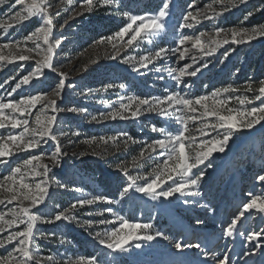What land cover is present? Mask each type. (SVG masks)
<instances>
[{"label":"rangeland","instance_id":"rangeland-1","mask_svg":"<svg viewBox=\"0 0 264 264\" xmlns=\"http://www.w3.org/2000/svg\"><path fill=\"white\" fill-rule=\"evenodd\" d=\"M13 3L16 0L0 5V23L5 27L12 16L23 10L22 6L11 7ZM84 3L86 0H47L48 18L52 21L48 45L42 38L25 43L44 26L43 17H34L7 32L0 28V45L13 44L32 50L21 53L12 49L16 63L0 62V104H19L36 96L52 99L61 79L56 73L66 77L55 111L45 101L37 104L30 115L15 114V118L26 120L30 129L36 128L37 116L42 119L54 116L51 134L55 142L40 140L37 134L28 139L38 141V147L31 151L15 150V155L0 157V184L15 169L21 168L16 179L33 187L42 184L48 188L44 203L38 208H31L27 201L5 202L0 204V215L10 211L19 214L21 207H27L31 208V215L42 220H54L61 214L71 216V222L63 220L35 226L30 246L34 260L28 264H36V260L40 264H74L81 259L97 264H224L225 260L227 264H264V213L254 210L243 213L253 198L264 199V181L260 179L264 176V122L251 130L232 133L223 152H213L193 169L192 176H177L157 189L155 195L141 194L136 188L145 187L157 173H162L165 163L174 167L176 161L169 159L174 154L168 149H157L138 165L133 163L149 145L184 131L178 117L188 122L184 146L191 164L201 151L199 144L223 139L230 131L205 129L210 132L207 136L197 131L208 123H218L212 115L214 102H229L227 107L233 109V114L264 107L262 101L239 103L241 99L255 100L264 82V37L248 44L226 43L208 55L213 40L230 39L233 30L251 31L264 26V0H248L230 11L226 10L227 0H107L108 6L97 5L92 12L84 11L81 7ZM164 3L169 7L161 21L163 31L155 37L145 38L131 47L126 45L127 36L116 47L98 43L125 28L131 22L129 17L157 16ZM219 12L224 14L215 16ZM189 13L199 14L201 22L185 21ZM209 15L214 18L208 19ZM185 23L191 26L182 27ZM217 32L221 35L216 36ZM197 38L204 44L203 51L193 48ZM181 40L188 43L181 47ZM49 46H53L54 70L42 69L39 79L14 91L20 80L40 66L38 61ZM164 50L167 51L161 59L147 68L140 66L143 57H153ZM8 51L4 49V54ZM181 53L187 58L181 59ZM21 54L29 59L20 61ZM185 68L188 73L177 82L179 72ZM196 69H199L196 75H190ZM249 87L251 92L247 90ZM229 88L237 91L224 92ZM221 92L224 94L204 102L209 109L207 119L200 115L204 108L199 105L192 113L180 106L172 108L169 118L148 113L146 108L135 120L105 118L111 111L119 110L121 104H127L129 98L160 100L179 95L195 101ZM221 114L228 113L223 110ZM4 115L12 118L14 114L5 110ZM153 128L162 132H153ZM24 131L0 129V140ZM115 137H120L115 144L102 142ZM126 140L134 143L126 144ZM57 149L60 155L55 163L50 157ZM36 157L43 159L36 162ZM28 160L34 164L24 168ZM193 177L198 180L197 187L185 191L194 195L176 193L168 199L160 195L185 181L191 183ZM131 179H135V184L121 198ZM16 190L20 191L18 185ZM7 199L8 194L0 189V200ZM104 200L115 202L93 203L69 212L73 204ZM120 218L129 224L151 225L147 233L141 234L155 239L133 241L125 252L104 248L100 241L120 229ZM5 219L11 220V217ZM234 220L237 227L229 237L227 230ZM25 227L20 225L0 233V240L6 242L7 236ZM252 236L257 239L249 243ZM16 246L9 244L0 248V259L8 257ZM46 257L53 259L49 261Z\"/></svg>","mask_w":264,"mask_h":264},{"label":"snow or ice","instance_id":"snow-or-ice-1","mask_svg":"<svg viewBox=\"0 0 264 264\" xmlns=\"http://www.w3.org/2000/svg\"><path fill=\"white\" fill-rule=\"evenodd\" d=\"M8 0H0V5L7 3ZM67 2V0H66ZM220 2V0H217ZM248 0H227V7L226 10L230 11L232 8L239 7L240 5L246 4ZM47 0H16V3L11 4V7L16 8L18 6H22V11L17 12L16 15L11 17L10 22H7V27H5L4 23H0V28H3L5 32L8 31L9 28H14L31 20L34 17H43V27L39 28L36 33L32 36L28 37V41L36 42L39 41L41 38L43 39V43L45 45L49 44V36L52 32V21L49 19V13L46 9ZM97 5L101 8L108 6L107 0H86V3L81 5L85 12H92L95 10ZM168 3L163 4L162 10L159 12L157 16L154 17H129L130 23L123 28L119 33L115 36L108 38L107 40H101L99 44H111L113 47L118 46L125 42V37L127 36L128 39L126 41L127 47H131L134 44L143 41L145 38L148 37H155L159 32L163 31V25L161 21L165 18L166 11L168 9ZM209 8L212 6L209 5ZM83 14V13H81ZM223 12L215 13V16L223 15ZM198 15H193L189 13L184 19L185 21H192L193 23H200V19H198ZM208 19H213L214 16L209 15L207 16ZM135 26V27H134ZM191 25L185 23L182 27L188 28ZM129 33L131 35L129 36ZM203 35V34H202ZM216 36H220L221 33L217 32ZM230 39H224L222 42L218 40H213L211 43L213 47H211L208 51V55L214 54L215 48L223 47V44L232 43V44H248L253 40L258 38L264 37V26H260L257 28L251 29V31L245 29L243 31H235L231 32ZM239 37V39H238ZM188 43L186 40L180 41V46L184 47V45ZM193 48L197 51L204 50V44L201 42L199 38L193 43ZM4 49H9L8 53L4 54ZM12 49H16L18 52H31V49H21L17 45L13 44H4L0 45V62H4L7 64L16 63V56L12 54ZM127 50V49H125ZM164 51H158L155 53L153 57L145 56L143 57L139 63L142 68H147L150 63H153L157 59H161L164 55ZM188 49H185L187 52ZM38 54V53H37ZM11 57V58H9ZM52 57H53V46L47 47L45 54L41 57L38 61L39 67L33 72L31 75L26 77L25 79L20 80L19 84L17 85L18 90L23 85H28L31 81L39 79L40 73L42 69H48L49 71H53L52 66ZM20 61H27L29 56L27 55H19ZM184 53H181V59H186ZM115 59V57H113ZM206 67V65H205ZM137 71L138 69H133ZM199 69H196L190 73V75L195 76ZM188 73V69L185 68L179 72L177 76V82H180L183 77ZM58 76L61 77L60 83L53 93V98L49 99L48 97L43 96H36L31 99L21 100L19 104H0V129L4 128H12V129H25L24 132H21L19 135H12L7 139L0 140V157H8L11 155H15L16 151H31L35 147L39 146V142H29L30 136L39 135L40 140L48 139L53 140L55 142L54 137L52 136V127L55 122V117H46L42 119L41 116L36 117V128L30 129L28 122L26 120H19L15 118V114L19 116H26L30 115L32 109L39 103H43L47 101L49 108L55 111L56 100L60 98V93L65 87L64 80L66 77L62 76L60 73H56ZM248 91H252V88L249 87ZM236 89L229 88L224 90V92H235ZM258 95L256 96L255 100H246L241 99L239 103L241 105L245 104H255L256 101L264 102V82H261V86L259 87ZM224 92L221 93H214L213 97H202L199 100H189L179 95L177 96H168L167 99H160V100H146V99H136V98H129L127 104H121L119 110L111 111L106 119L111 120H124V119H137L140 115L144 114L142 109L146 108L148 113H155L158 116L163 118H169L172 113L170 109L180 106L184 109H187L188 112L192 113L195 112V106L199 105L204 108V111L200 113V115L207 119L209 109L205 106V101L209 99H213L216 96L223 95ZM229 102L227 101H219V103L213 104L212 107V115L218 121V123H208L204 125L202 129H197V131H201L203 135L207 136L210 135L209 131L205 129H210L212 131H220L221 129L230 130L227 132L223 139L220 140H211L207 144H199L197 147L201 149L200 152L196 154V162L189 163V157L185 154V136L188 132L187 121H184L182 117H178L177 119L183 124L184 131L174 137H167L166 139H161L156 141L154 144L149 145L143 152L139 154V158L135 160L133 163L134 165H138L140 161L147 158L151 152H155L157 149H168L174 155L171 156L170 160H175V166L169 167V163H165L162 168V173H157L155 178L148 183L145 187L136 188L141 194L144 195H155L157 189L163 188L165 183L175 179L177 176L180 177H189L192 176L193 169L197 168L204 162V160L208 159L213 152H223L225 145H227L228 141L232 139V133L240 132L242 130H251L255 128L256 125L261 124L264 122V107H253L250 111L244 112H235L233 114V109L228 108ZM133 105L135 108L133 110ZM167 105V107H163ZM5 110H11L14 114L12 118L4 115ZM223 110L227 111V115H222L221 112ZM127 113V116H125ZM195 123V121H192ZM37 129L39 132L37 133ZM153 132H162L161 129H152ZM120 139V137H115L112 139H104L102 142L104 144L113 143ZM128 141L126 140V144ZM90 143H95V141H91ZM205 149H207L205 151ZM60 155V150L57 149L56 152L50 159H52L55 163H58V157ZM42 157H36L35 161L38 162L42 160ZM33 160H28L26 164L23 166L24 168H28L29 166L33 165ZM21 168H17L14 170L13 175L9 176L6 181L0 184V189L8 194L7 201L0 200V204L7 202L8 204H12L15 202H22L27 201L31 208H38L41 204L44 203L45 196L48 192V188L46 185L36 184L34 187L24 183L23 180L16 179L17 175L21 174ZM27 173H24L26 175ZM167 177V179H164ZM140 179L147 180L148 177H141ZM261 181H264V176L260 177ZM11 182V185H8V182ZM163 181V182H162ZM135 184V179H131L129 181V187H126L121 194V198L124 197L130 190L131 186ZM19 186L20 191L16 190V186ZM198 185V180L193 177V181L191 183L185 181L179 187H172L171 190H166L160 193L164 199H168L169 197L173 196L176 193L181 195H194L190 191L186 192V189L195 188ZM115 201L112 200H104V201H87L85 203L80 204H73L69 212L77 209L83 208L86 205H90L93 203H107L112 204ZM31 208L21 207L19 210V214L15 211L6 212L3 215H0V233L8 232L10 229L19 228L20 225H26L25 229L19 232H14L11 235L6 237V242L4 240H0V248H6L7 245L13 244L18 245L14 248V251L10 253V255L6 258L0 259V264H28V262L34 260V256L30 251L31 241L34 235V228L37 224H44V223H55L57 221L68 220L71 222V216L68 214H61L57 215L54 220H42L38 218L36 215H31ZM256 211L258 213H264V199L260 198H253L250 203H248L243 208V213H249L251 211ZM102 215V213H101ZM10 216L11 220H6L5 217ZM121 227L117 231L111 232L108 234L104 239L100 242L102 246L106 249H110L112 252H125L128 251L127 245L132 243L133 241H140L146 240L151 241L155 239L152 235L141 234L147 233L151 229V225L149 224H129L123 218H120ZM237 227V221L234 220L231 224V227L227 230V236L231 237L233 235V230ZM128 230V231H125ZM99 235V234H98ZM256 236H252L249 238V243L256 240ZM195 247H199V245H195ZM177 249L180 250V245H177ZM18 254V255H17ZM45 259L51 261L52 257H46ZM36 264H40L39 260H36ZM67 264V262H66ZM74 264H97L96 261H85L83 259L75 261ZM224 264H227V260H225Z\"/></svg>","mask_w":264,"mask_h":264}]
</instances>
